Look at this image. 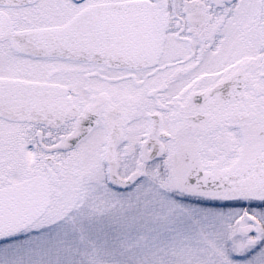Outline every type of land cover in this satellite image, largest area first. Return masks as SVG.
Returning a JSON list of instances; mask_svg holds the SVG:
<instances>
[{"label":"snow or ice","instance_id":"1","mask_svg":"<svg viewBox=\"0 0 264 264\" xmlns=\"http://www.w3.org/2000/svg\"><path fill=\"white\" fill-rule=\"evenodd\" d=\"M0 264H264V0H0Z\"/></svg>","mask_w":264,"mask_h":264}]
</instances>
